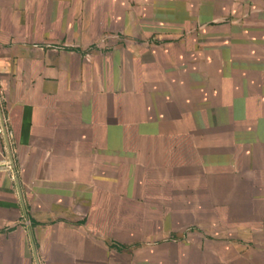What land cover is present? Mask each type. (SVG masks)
Returning a JSON list of instances; mask_svg holds the SVG:
<instances>
[{"label":"crops","instance_id":"crops-1","mask_svg":"<svg viewBox=\"0 0 264 264\" xmlns=\"http://www.w3.org/2000/svg\"><path fill=\"white\" fill-rule=\"evenodd\" d=\"M131 1L0 0V115L7 131L0 120V264H36L31 238L40 264H264V183L254 216H247L245 187L233 185L221 201L192 203L198 226L191 232L178 227L165 236L159 226L138 245L132 225L117 236L110 225L118 219L103 216V200L87 198L91 189L101 192L102 177L117 174V145L133 143L135 127L117 119L119 105L103 104L102 90L88 98L87 89L71 87L81 78L84 48L109 31L177 36L227 20L207 29L214 36L207 45L240 42L255 65L264 58V0H167L147 13ZM139 11L156 21L140 24ZM246 79L264 95L261 75Z\"/></svg>","mask_w":264,"mask_h":264},{"label":"rangeland","instance_id":"rangeland-1","mask_svg":"<svg viewBox=\"0 0 264 264\" xmlns=\"http://www.w3.org/2000/svg\"><path fill=\"white\" fill-rule=\"evenodd\" d=\"M167 2L132 0L130 6L147 13L150 5ZM145 13L135 14L140 24L156 21ZM224 22L199 23L177 36L135 30L138 40L109 31L84 48L81 78L71 87L87 89L88 98L102 90L103 104L119 105L117 119L135 127L134 142L117 145V174L102 177L101 192L91 189L87 198L103 200V216L118 219L110 225L117 236L132 225L136 245L159 226L165 236L178 227L184 235L191 232L198 226L192 203L221 201L233 185L245 187L248 217L262 210L257 200L264 183V95L256 96L246 77L264 78V58L255 65L240 42L231 48L207 45L214 38L207 29ZM208 210L201 209L203 218Z\"/></svg>","mask_w":264,"mask_h":264},{"label":"water","instance_id":"water-1","mask_svg":"<svg viewBox=\"0 0 264 264\" xmlns=\"http://www.w3.org/2000/svg\"><path fill=\"white\" fill-rule=\"evenodd\" d=\"M0 120H1L2 131H3L4 135L6 136L7 131H6V128H5V125H4L2 114L0 115ZM10 160L12 161V155H11ZM12 165H13V163H12ZM31 246H32L35 262H36V264H40L39 260H38V257H37V254H36L35 244H34V241H33L32 238H31Z\"/></svg>","mask_w":264,"mask_h":264}]
</instances>
